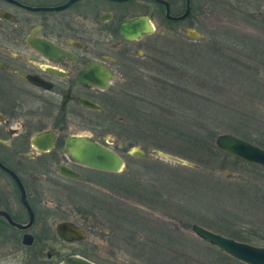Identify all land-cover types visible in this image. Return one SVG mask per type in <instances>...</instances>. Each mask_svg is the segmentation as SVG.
Wrapping results in <instances>:
<instances>
[{
	"label": "rangeland",
	"instance_id": "rangeland-1",
	"mask_svg": "<svg viewBox=\"0 0 264 264\" xmlns=\"http://www.w3.org/2000/svg\"><path fill=\"white\" fill-rule=\"evenodd\" d=\"M136 1L141 8L155 4ZM170 1L174 11L184 4ZM155 13L159 21L150 39L152 48L139 60L140 67L128 73L126 84L130 93L152 102L150 109L146 104L148 113L164 111V120L157 126V115L143 116L153 123L152 129L92 127L97 139L102 130L115 140L111 146L125 167L119 173L83 168L82 181H61L74 194L58 220L85 222L87 238L46 240L43 264H56L71 253L97 264H245L198 237L193 224L264 246V168L225 154L215 144L217 135L231 133L248 136L264 148V0H193L190 16L172 22L170 33L164 30V12ZM184 28L195 29L202 38L187 36ZM134 148L146 156L129 154ZM157 151L192 166L167 161ZM94 202L97 210L99 205H123V228L118 227L121 220L106 227L99 213L98 220H79V213ZM128 218L139 224L133 226ZM93 224L98 229L88 228ZM134 231L144 238L135 240ZM52 251L55 257L48 262L46 253ZM21 262L20 252L0 257V264Z\"/></svg>",
	"mask_w": 264,
	"mask_h": 264
},
{
	"label": "flooded vegetation",
	"instance_id": "flooded-vegetation-1",
	"mask_svg": "<svg viewBox=\"0 0 264 264\" xmlns=\"http://www.w3.org/2000/svg\"><path fill=\"white\" fill-rule=\"evenodd\" d=\"M166 1L173 16L186 9L185 0L177 11ZM154 3L141 8L136 0H0V163L13 172L0 166V257L20 252L22 264H43L45 241L61 238L56 228L63 221L79 226L87 238L85 222L58 220L74 194L61 181H82L83 168L111 172L71 161L63 145L70 136L89 135L112 148L115 140L105 141L109 136L102 130L97 139L92 127L140 126L143 116H154L146 110L152 102L130 93L126 84L128 73L140 67L139 60L152 48L159 21L155 12L165 13L162 3ZM192 8L190 0V13L182 20L164 14L165 32L170 33L172 22L187 20ZM138 17H147L153 31L123 37L119 23ZM117 148L122 150V144ZM60 167L80 178L64 175ZM90 206L79 213V220H98L99 213L106 227L121 220L118 227L123 228V205H99L101 211L95 202ZM132 221L139 224L126 220ZM139 233L132 232V237L143 239ZM55 253H46L48 262Z\"/></svg>",
	"mask_w": 264,
	"mask_h": 264
},
{
	"label": "water",
	"instance_id": "water-1",
	"mask_svg": "<svg viewBox=\"0 0 264 264\" xmlns=\"http://www.w3.org/2000/svg\"><path fill=\"white\" fill-rule=\"evenodd\" d=\"M73 1V0H71ZM165 6V16L172 20H182L190 13V0H185L186 9L178 15L173 16L169 12V3L166 0H155ZM119 33L125 38H138L145 31H153V26H148L147 17H138L132 20L122 21L118 25ZM184 33L194 39H201L202 35L193 28H185ZM42 137V136H41ZM105 141L112 143L113 139L105 137ZM51 138L48 141L51 143ZM215 144L219 150L230 156L237 157L251 164L264 168V148L231 133H222L216 136ZM64 154L73 162L94 169L118 173L125 167V161L109 146L97 142L89 135H74L66 138L63 145ZM129 154L144 158L146 153L134 148ZM157 155L167 161L181 165L192 166V164L178 156L166 152L157 151ZM13 175V172L7 169ZM59 171L71 178H80L77 173L59 168ZM192 231L205 242L215 246L221 252L229 255L235 260L245 264H264V246L254 245L234 238L224 236L218 232L211 231L198 224L192 225ZM59 236L65 241H82L85 239L84 231L72 222L63 221L57 225ZM59 264H96L95 262L80 256L69 255L63 258Z\"/></svg>",
	"mask_w": 264,
	"mask_h": 264
},
{
	"label": "trees",
	"instance_id": "trees-1",
	"mask_svg": "<svg viewBox=\"0 0 264 264\" xmlns=\"http://www.w3.org/2000/svg\"><path fill=\"white\" fill-rule=\"evenodd\" d=\"M164 19L167 21V19L164 17ZM163 110H167L168 111V109H166V108H163ZM148 112V111H147ZM155 115H157V119H156V121H157V123H155V124H157V126H158V121H162V120H164L163 119V116L165 115V113H164V111L161 113V114H155ZM154 115V116H155ZM163 115V116H162ZM160 118V119H159ZM155 120V119H154ZM175 120L177 121L178 119H176L175 118ZM140 124L142 125V127H149V129H152V128H155V127H153L152 125H153V123H151V121L149 120V119H143V118H141L140 119ZM174 123H171V125H173ZM140 125V126H141ZM177 125V124H176ZM176 125H174V126H176ZM170 127H173V126H170ZM173 128H175V129H173V130H175V131H177V132H179L180 134H186L187 135V132L186 131H184V129H179V130H177V127H173ZM188 137L190 136L191 138H193V136H191L190 134L189 135H187ZM186 136V137H187ZM240 137H242L243 139H246V140H249L248 139V136H244V135H241ZM204 142H205V140H204ZM259 146H261L262 147V145H260V144H258ZM213 146V145H212ZM215 148V147H214ZM134 222L132 221V224H133ZM230 236H232L233 238H235V239H237V240H241V241H244V242H246V241H248L249 239H247V238H240V237H238V236H235V235H231L230 234Z\"/></svg>",
	"mask_w": 264,
	"mask_h": 264
}]
</instances>
